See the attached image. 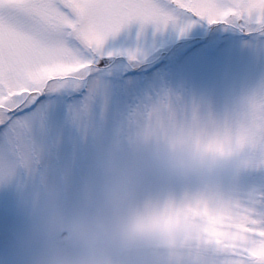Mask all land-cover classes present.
<instances>
[{
    "label": "clouds",
    "instance_id": "obj_1",
    "mask_svg": "<svg viewBox=\"0 0 264 264\" xmlns=\"http://www.w3.org/2000/svg\"><path fill=\"white\" fill-rule=\"evenodd\" d=\"M73 119L91 146L83 171L73 161L44 175L43 146L37 161L0 169V187L19 170L33 181L15 264H243L228 222L213 218L264 200V187L245 186L264 174V76L221 108L169 94L98 132L90 112Z\"/></svg>",
    "mask_w": 264,
    "mask_h": 264
},
{
    "label": "snow or ice",
    "instance_id": "obj_2",
    "mask_svg": "<svg viewBox=\"0 0 264 264\" xmlns=\"http://www.w3.org/2000/svg\"><path fill=\"white\" fill-rule=\"evenodd\" d=\"M197 21L264 38V0H0V169L39 159L34 130L51 94L87 88L74 115L89 112L102 92L95 74L110 37L134 23L174 26L183 35ZM218 221H227L229 239L243 246V264H260L264 200L255 210L222 207Z\"/></svg>",
    "mask_w": 264,
    "mask_h": 264
},
{
    "label": "rangeland",
    "instance_id": "obj_3",
    "mask_svg": "<svg viewBox=\"0 0 264 264\" xmlns=\"http://www.w3.org/2000/svg\"><path fill=\"white\" fill-rule=\"evenodd\" d=\"M99 69L95 79L103 88L90 104L92 132L111 128L169 94L185 102L206 99L221 108L264 76V38L206 21H197L183 35L174 26L157 31L153 25L142 28L134 23L106 41ZM88 95L87 88H68L45 99L34 130L37 144L47 154L44 175L54 177L73 161L81 171L87 164L91 146L84 145L73 118ZM32 183L19 170L10 185L0 187V264L16 262L17 246L27 231L25 202ZM245 186L264 187V174L249 176Z\"/></svg>",
    "mask_w": 264,
    "mask_h": 264
}]
</instances>
